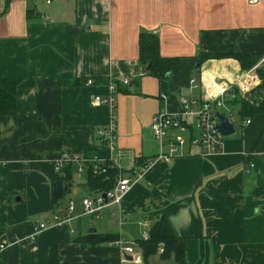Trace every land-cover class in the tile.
<instances>
[{"label": "crops", "instance_id": "obj_1", "mask_svg": "<svg viewBox=\"0 0 264 264\" xmlns=\"http://www.w3.org/2000/svg\"><path fill=\"white\" fill-rule=\"evenodd\" d=\"M141 31L157 35L160 56L181 58L167 92L154 76L137 75ZM200 52L257 55L259 62L264 0H0V79L33 82L16 90V112L0 116V264H132L123 254L128 246L140 255L139 264H264V113L242 119L234 102L219 109L234 127L219 152L201 155L187 143L169 160H152L133 175L121 202L99 217L80 215L81 197L94 193L83 185L85 165L77 180L83 187L73 191V218L53 224V214L63 215L72 200L66 194L57 207L52 196L62 139L130 175L141 159L158 153L149 129L159 110L174 113L181 96L212 100L255 64L244 70L234 58L216 57L197 67ZM252 73L254 83L237 97L264 107V70ZM126 76L136 78L133 91L119 83L111 92L109 79ZM74 77L104 82L60 84ZM109 96L112 106L95 100ZM127 99L147 109L138 143L119 133ZM110 121L112 136L99 138L97 129ZM161 218L185 238L182 263L173 252L162 256L161 246L144 257L137 244ZM38 223L45 228L34 233ZM89 231L117 234L121 242L81 247L73 241Z\"/></svg>", "mask_w": 264, "mask_h": 264}, {"label": "built area", "instance_id": "obj_2", "mask_svg": "<svg viewBox=\"0 0 264 264\" xmlns=\"http://www.w3.org/2000/svg\"><path fill=\"white\" fill-rule=\"evenodd\" d=\"M257 1L258 0H248V4H255ZM256 68H262L264 70V57L259 62L255 63L253 68L243 72L235 81L222 88L212 100H200L193 96H181L177 100L178 109L174 113L159 110L153 116L150 124V132L157 141L159 148L156 156L153 159L143 162L137 169V172L130 175H125L122 168L113 161L107 162L109 166H114L118 170L115 184L108 191L82 196L80 199V215L99 217L105 208L118 205L134 183L135 179L133 175L138 177L140 171L150 165L152 160H169L180 154V149L187 143L196 146L201 155L219 152L222 148L223 137L217 130L218 120L215 117V113L217 111L220 112V108L225 107L229 101L234 100L238 96V93H243L251 87L255 80L252 71ZM143 74L144 70L140 68L137 75L140 77ZM132 80L133 78L129 76L123 77L120 80L109 79L107 85L112 92L115 91L119 83L127 86L131 84ZM86 83L92 84V80H87ZM190 84L194 85L195 79L192 78ZM160 97L165 99L163 93H160ZM95 100L112 106L113 99L110 96L103 100H100L99 97H95ZM227 118L231 123L233 122L232 117ZM244 122L247 124L249 120ZM113 130L114 123L110 121L104 127L97 129L96 135L99 138L112 136ZM110 147V149H113L112 144ZM68 162L75 164V174L77 176L83 173L85 165L90 162L93 163V173H101L106 170L104 162L98 160L94 155L91 157H84L80 153L63 150L54 162V171H58ZM247 167V171H249L253 167V162L250 161ZM74 212V201L69 200L63 215L57 212L53 214V224L62 227L73 218ZM44 228V223H38L34 228V233H38ZM146 237L147 236L144 238ZM114 242L120 244L121 240L118 238ZM159 251L161 252L162 248H160ZM123 254L130 257L129 262L132 264H139L141 261L140 255L136 254L131 246L124 248Z\"/></svg>", "mask_w": 264, "mask_h": 264}, {"label": "trees", "instance_id": "obj_3", "mask_svg": "<svg viewBox=\"0 0 264 264\" xmlns=\"http://www.w3.org/2000/svg\"><path fill=\"white\" fill-rule=\"evenodd\" d=\"M138 50H139V61L143 66L145 73L154 76L159 84L160 90L167 92L169 87V76L179 72L180 68V57H162L158 53V37L156 34L141 31L138 36ZM216 57H231L238 61L242 69L250 68L258 59L257 55H245L241 53H228L224 55L210 54L200 52L196 56L197 67L202 62L210 58ZM148 67V68H147ZM168 75V76H167ZM86 80L84 78H62L60 84L62 86H80L85 85ZM106 80L105 82H107ZM102 79H93L92 84L102 83ZM33 82L31 80L21 79H0V116L12 115L16 112V90L19 87H32ZM229 102L239 104V115L242 119H251L257 114L264 113L263 106H255L252 103L238 99ZM264 134V131L261 133ZM63 150L68 152L80 153L84 157H91L92 153L88 151H81L74 147H68L67 142L62 139ZM66 147V148H65ZM142 159L139 164H142ZM109 163L105 162L104 166L106 170L101 173H93V163H87L85 167V179L83 185L92 193H102L108 191L113 187L116 181L118 170L116 167H111ZM76 170L74 163L64 164L58 171L52 173V196L55 204L59 207L62 204V199L66 196L71 181ZM123 170V168H122ZM124 172V170H123ZM258 193H262L260 189H257ZM93 193V194H94ZM65 226V225H63ZM64 239H68V234L64 233ZM117 234L109 233H98L95 231H89L84 234H80L73 239L79 243L81 247L87 245H98L105 242H113L116 240ZM137 244L141 248L144 257L156 252L158 247L161 246V255L173 252L177 262L182 263L184 258V244L185 238L177 236L172 230L168 222L161 218L149 227L147 237L137 241ZM62 264V263H60ZM198 264V263H197Z\"/></svg>", "mask_w": 264, "mask_h": 264}, {"label": "rangeland", "instance_id": "obj_4", "mask_svg": "<svg viewBox=\"0 0 264 264\" xmlns=\"http://www.w3.org/2000/svg\"><path fill=\"white\" fill-rule=\"evenodd\" d=\"M143 78L148 79V78H150V76H144ZM133 88L134 87L132 85H129L127 87V89L129 90L128 93H131L130 91H133L132 90ZM124 110H125V114L123 115L124 120L121 123L122 128L121 129L119 128V133L121 134V136H123V138L127 137L129 142L138 143L140 135L143 134L142 133L143 125L147 121V109L143 106V104L139 100L127 99L125 101V109ZM131 114H132V117H131ZM132 130H133L135 136L131 135ZM149 132H150V129H149ZM149 135H151V132ZM224 138L225 137H223V139ZM124 151L126 152L127 150H124ZM129 151L131 152V151H133V149H131ZM129 151H128V153H129ZM122 164L124 166L126 165L123 162H122ZM83 177H84V174H82V173H80V176H77V175L73 176V180L71 181V185L69 186V190L67 192V196L69 195L72 200H73V198H75V195L73 192L74 189L77 187H83L77 183V180L79 178H83ZM67 198L65 197V200H67ZM63 202H65V201H63ZM93 221L96 222L95 220H93Z\"/></svg>", "mask_w": 264, "mask_h": 264}, {"label": "water", "instance_id": "obj_5", "mask_svg": "<svg viewBox=\"0 0 264 264\" xmlns=\"http://www.w3.org/2000/svg\"><path fill=\"white\" fill-rule=\"evenodd\" d=\"M136 82H137L136 79H133L131 84L137 86ZM215 117L218 120L217 130L220 132L222 137H227V136L234 133L233 125L225 115H223L222 113L217 111L215 113ZM128 258H130V257H128Z\"/></svg>", "mask_w": 264, "mask_h": 264}]
</instances>
